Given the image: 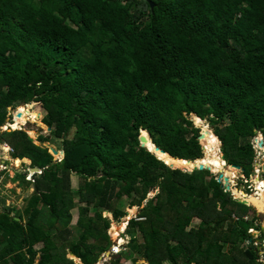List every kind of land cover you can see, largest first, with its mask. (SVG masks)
Instances as JSON below:
<instances>
[{"label":"trees","instance_id":"obj_1","mask_svg":"<svg viewBox=\"0 0 264 264\" xmlns=\"http://www.w3.org/2000/svg\"><path fill=\"white\" fill-rule=\"evenodd\" d=\"M152 1L0 0V129L11 109L30 103L51 128L40 145L25 129L0 134L13 159L42 172H32L34 182L13 177L34 193L15 214L21 222L7 215L11 207L0 214V264H76L68 250L99 264L114 246L103 213L127 217L124 197L142 212L129 223L127 251L110 264H261L250 231L263 230L257 217L246 220L250 208L210 171L171 169L139 136L147 131L155 147L194 163L205 151L193 119L208 121L227 165L244 169L246 181L255 176L264 0ZM205 135L216 155L217 138ZM53 139L61 161L42 145ZM196 218L202 226L189 230Z\"/></svg>","mask_w":264,"mask_h":264},{"label":"rangeland","instance_id":"obj_2","mask_svg":"<svg viewBox=\"0 0 264 264\" xmlns=\"http://www.w3.org/2000/svg\"><path fill=\"white\" fill-rule=\"evenodd\" d=\"M22 107L20 110L19 108ZM14 110V111H12ZM20 112L22 114V118L18 119L17 113ZM10 116L11 118H9L6 122L5 129L11 128V125L14 123V119H16L17 124H15L13 126V129H25L29 132H31V137H33V140L36 142L37 145H40L41 143L38 142V137L40 135L43 136H49L51 134V131H49V128L43 121L44 118L46 117L44 111H42L41 109V105L39 103H30L27 105H23V106H19V107H15V109H11L10 110ZM16 116V118H15ZM198 123V128L202 129V133L204 134V132H207V134L210 133L213 136H216L214 134V131L210 125L206 126L205 123L200 122L199 120L196 121V124ZM203 124L206 126V128H208V131H204L203 128ZM3 132V129H0V134ZM258 138H256L253 142L255 144V150H256V154H257V160L255 163V176L250 180V181H246V177L244 176L245 173H243L242 171H238L231 168V166L229 167L227 164V169L225 168V171H217L213 170L212 173L216 174V177L220 176H224L223 181L225 180V178H228L230 180V186L232 187V195L235 196V200L241 198L242 200L248 201V203L250 205H252V197H256L257 199H262L263 195H264V147L262 148L260 146V141H264V136L261 135V133H258ZM217 137V136H216ZM209 139L211 140V136L209 137ZM219 140V158L222 160L223 162V158L224 155L222 153V143L220 141L219 138H217ZM44 147L49 149V152L52 154L51 149H55L58 152L62 151V142L59 139H53L51 140V142L49 143H44L42 144ZM2 144H0V214L1 212H3L4 209L11 207L13 209L12 213H7V215L9 217H14L15 219V214H17V212L22 211L25 207H26V203H27V199L34 193V187L29 186V187H25L22 181V178L19 177V180H14L13 177L15 176L14 172L12 171V169H18V172L20 171V169L23 170V173H26V171H28L26 173V177H30L31 176V170H27V167L30 165L31 162L28 163H21L18 160H15L12 158L11 155V151H8L5 149V146H3ZM207 149V147H206ZM207 151V150H206ZM53 155V154H52ZM210 156H213L212 154H209L208 151L205 152V161L209 158H212ZM54 157V161H61L63 159V155L62 154H58V155H53ZM2 160H7V162H9V168H7L5 165L3 166L1 164ZM204 161V162H205ZM225 163V162H224ZM23 165V166H22ZM30 167V166H29ZM3 171H7V174H3ZM183 171V170H181ZM234 171V173H236V177H234L235 181L233 182V178L229 175V172ZM228 173V174H227ZM233 173V172H232ZM2 174V175H1ZM28 174V175H27ZM74 177H72V188L76 191L80 185V179L77 175H73ZM25 177V179L27 181H29L27 178ZM231 177V178H230ZM238 177V178H237ZM249 184V185H247ZM249 186V187H248ZM258 186H261L262 188L260 190H258ZM242 193V194H241ZM160 194V191H156L154 193H152L149 197V200L154 199L156 196H158ZM244 196L249 197V199H245ZM76 200H78V198H76ZM124 204H125V209L127 211V213L130 212V210L132 209V207H130L131 204V200H129L127 197L123 198ZM77 202V201H76ZM146 204H148V202H146ZM79 205V204H77ZM146 206V205H145ZM144 206V207H145ZM250 208L248 217H247V221L252 222L254 221V219L257 217L258 221H256L255 226H262V232L258 231L257 228H255V232L252 234L254 240H256L260 245H264V213H260L256 207L253 206H247ZM135 210H137V213H135ZM142 212V209L139 207H135V209L129 214V217L131 220L135 219L136 217H138V214ZM72 215H73V220L71 225L75 226L77 224L78 218H79V207L76 206L72 211H71ZM11 214V216H10ZM103 217L106 219L110 220L111 223V231L113 233V237H114V246H121V242H123L122 240H124L126 243L125 247H128V244L131 241V238H123L126 235V231L124 232H116L115 231V226L117 228L122 227L123 224L127 223V220L129 217H125L121 220V223L117 220L114 219L112 213L110 216H108L105 212L103 213ZM133 217V218H132ZM130 220V221H131ZM128 224V223H127ZM203 222L196 218L194 219L191 227L189 230L193 229V228H198L200 226H202ZM128 229V228H127ZM76 234H78V232H76ZM122 235V236H121ZM118 239V240H117ZM91 243L93 242V240L90 241ZM113 246V247H114ZM41 245H37L36 248H40ZM246 249L249 247V243L245 246ZM69 251V250H68ZM259 251V256H260V250L258 248ZM130 252V251H129ZM127 254V253H126ZM67 257L69 259H73V257L67 255ZM114 258V255H111V257H109L108 255L106 256V258L103 260L102 264H110L112 263ZM75 261V260H74ZM124 261L129 262V264H132V261L130 260V258H125ZM144 261H139L137 264H142ZM125 264V263H124Z\"/></svg>","mask_w":264,"mask_h":264},{"label":"water","instance_id":"obj_3","mask_svg":"<svg viewBox=\"0 0 264 264\" xmlns=\"http://www.w3.org/2000/svg\"><path fill=\"white\" fill-rule=\"evenodd\" d=\"M147 2H148L149 5L151 6V8H154V7H155V4L153 3L152 0H147ZM21 115H22V114H21L20 112L17 113V116H18V117H21ZM196 119H198V118L193 119V121H194V123H195V126L198 127L199 125L196 124ZM199 120H201V119H199ZM201 121H202V120H201ZM6 122H7V121H6ZM202 122H204V121H202ZM204 123H205L206 126H209V127H210V125H211V123L208 122V121H205ZM4 127H5V126H4ZM1 129H3V132L6 131V130H8V131L16 130V129L8 128V127H7V129H5V128H3V127H2ZM49 131H51V128H49ZM143 133H146V134L144 135ZM210 134H211V133H210ZM29 137H30L31 140H33V137H31L30 135H29ZM139 139H140V144H141V147H142V148H145L147 151L151 152V154L155 155L160 161H162V162H164L165 164H167V165H168L171 169H173V170H183L184 172H186V173H190V174H192V173H194V172H199V171H200V172H203V171H210V172H212V171H213V168H212V167H209V166H207V165L204 164V160H200V161H197V162H194V163H193V162H190V161L179 160V159H176V158L172 157L171 155H169V154L166 153L165 151L161 150L160 148L155 147L154 144H153V142H152V139H151V137H150V134H149L147 131L142 130V131L140 132ZM149 141L152 142V145L154 146V151H155V152H152V150L147 146V143H148ZM200 141H201V144H202V146H203V148H204V151L207 152V151H206V135H205V132H204V134H202V136H201V138H200ZM260 146H261L262 148L264 147V141H260ZM51 151H52V154H53V155H58L59 153H61L62 155H64V153H63L62 151H61V152H58L57 150H55V149H53V148L51 149ZM159 154H160L161 156H168V157H169L172 161H174V162L179 161V162H184V163L192 164V165H194V168H193V169H190V168H189V169L178 168V166H177L175 163H173V164H169L168 160H167V159H163V158H161ZM223 162H225V157L223 158ZM1 164H2L3 166L5 165L7 168H9V165L7 164V162H6L5 160L1 161ZM225 164H226V162H225ZM231 168H232V169H235V170H238V171H242L243 173H245V170L242 169V168L239 167V166H231ZM21 170H22V169H20V171L17 172V173H18V174H21V173H22ZM30 170H31V173L34 172V174H36V173L41 174V173H42V172L40 171L39 168H31ZM212 174H213L214 177H216V174H214V173H212ZM216 178L218 179L219 183H221V184L224 183V188L226 189V192H227V193L232 192V187L230 186V180H229L228 178H225L224 181H223L224 176H220V178H219V177H216ZM234 197H235V196H234ZM236 201L240 202L241 204H243V205H245V206H250L249 203H248V201L242 200L241 198L236 199ZM105 213H108V214H109L110 212L105 211ZM129 214H130V213H127V217H129ZM140 214H141V212L138 214V216H139ZM10 216H11V214H10ZM121 220H122V219H121ZM121 220L119 221L120 223H121ZM15 221H17V222H21V219L18 218V217H15ZM111 232H112V231H111ZM112 236H113V233H112ZM113 238H114V237H113ZM113 241H114V239H113ZM68 253H69V256L73 257L74 260L77 259L71 250H69ZM111 255H112L111 253H108V256H109V257H111ZM102 262H103V259H100V263H99V264H102ZM76 264H82V263H78L77 260H76Z\"/></svg>","mask_w":264,"mask_h":264},{"label":"bare ground","instance_id":"obj_4","mask_svg":"<svg viewBox=\"0 0 264 264\" xmlns=\"http://www.w3.org/2000/svg\"><path fill=\"white\" fill-rule=\"evenodd\" d=\"M22 118V115H21V117H18V119H21ZM196 121H197V119H196ZM198 124V123H197ZM208 129V128H207ZM213 134V133H212ZM212 134H210V136H211V138H212ZM29 135H31V132H29ZM145 135V134H144ZM216 137V136H215ZM217 138V137H216ZM218 140V139H217ZM218 142H219V140H218ZM3 146H5V149L6 150H8V151H10V149H9V147L7 146V145H3ZM2 146V147H3ZM147 146L152 150V152H155L154 151V146L152 145V142L151 143H147ZM219 146V145H218ZM160 155V154H159ZM160 157L162 158V156L160 155ZM212 158H211V162L210 163H208V164H210L211 166H212V168L214 169V170H216V171H225V168L227 167V165L224 163V162H222V158L220 159L219 157V150L217 151V154L216 155H213V156H211ZM164 159V158H163ZM167 160H168V162H171L170 164H173V163H175L178 167H181V168H185V169H193L194 168V165H192V164H189V163H184V162H179V161H177V162H174V161H172L171 159H168L167 158ZM18 161H20V160H18ZM205 161V160H204ZM21 162V161H20ZM22 163V162H21ZM204 164L206 165V161L204 162ZM227 169V168H226ZM227 172H229V171H227ZM228 174V173H227ZM229 175L233 178L232 180H233V182L235 181V179H234V177H236V173H232V172H229ZM230 177V178H231ZM238 178V177H237ZM262 187L261 186H258V190H260ZM242 194V193H241ZM243 197L245 198V199H249V197L250 196H248V197H246V196H244L243 195ZM252 202V205L251 206H253V207H256V209L260 212V213H264V195H263V197H262V199H257L256 197H252V200H251ZM135 208H132L130 211H133ZM135 213H137V210H135ZM133 218V217H132ZM131 219H130V217L128 218V220H127V223L130 221ZM127 223H125V224H123L122 225V227L120 228V230H119V228H117L116 226H115V231L116 232H124V231H126L127 230V228H128V224ZM118 240V239H117ZM125 240V239H124ZM124 240H122L123 242H121V245L123 246V245H125V241Z\"/></svg>","mask_w":264,"mask_h":264},{"label":"built area","instance_id":"obj_5","mask_svg":"<svg viewBox=\"0 0 264 264\" xmlns=\"http://www.w3.org/2000/svg\"><path fill=\"white\" fill-rule=\"evenodd\" d=\"M28 180L34 182L33 178L30 176L27 178ZM255 231L254 230H251L250 231V234H253ZM254 241H251V242H247L246 245L249 243V246L253 243ZM255 245L257 247H260V244L258 242L255 243ZM260 259H259V262L261 264H264V248H260ZM126 250L124 249V247L122 246H114L113 249H112V255L114 256H120L122 255L123 253H125ZM106 258V256H104V259Z\"/></svg>","mask_w":264,"mask_h":264},{"label":"clouds","instance_id":"obj_6","mask_svg":"<svg viewBox=\"0 0 264 264\" xmlns=\"http://www.w3.org/2000/svg\"><path fill=\"white\" fill-rule=\"evenodd\" d=\"M194 119H195V118H194ZM202 121H203V120H202ZM204 122H205V121H204ZM16 130H17V129H16ZM19 130H20V129H19ZM5 145H6V144H5ZM7 146H8V145H7ZM8 147H9V146H8ZM9 149H10V151H12V149H11L10 147H9ZM15 160H16V159H15ZM7 164L9 165V162H7ZM226 164H227V163H226ZM22 166H23V165H22ZM229 167H230V166H229ZM13 169H14V168H13ZM30 169H31V167L28 166V167H27V170H30ZM14 170H15V169H14ZM21 171L23 172V170H21ZM15 172L17 173L18 171L15 170ZM27 172H28V171H26V173H27ZM26 173H25V174H26ZM37 174H38V173H37ZM27 175H28V174H27ZM33 175H34V174L32 173V174H31V177H32V178H33ZM26 178H27V177H26ZM29 181H30V180H29ZM234 198H235V197H234ZM137 218H138V217H136L135 219H137ZM131 221H132V220H131ZM131 221L128 222V226H129V223H130ZM254 230H255V229H254ZM251 235H252V234H251ZM123 238H125V236H124ZM123 238H122V239H123ZM125 245H126V244H125ZM128 245H129V244H128ZM121 246H122V245H121ZM255 246H256V245H255ZM122 247H124V249L127 251V248H126L125 246H122ZM256 247H257V246H256ZM258 248H259V249H260V248H264V245L261 244L260 247H258ZM109 253L112 254V250H111V252H109ZM68 255H69V253H68ZM107 255H108V254H107ZM107 255H105V256H107ZM120 256H121V255H120ZM75 257H76V256H75ZM114 257H118V256H114ZM76 258H77V257H76ZM101 259L104 260V256H103ZM71 260L74 261V259H71ZM76 260L81 261L80 259L77 258V259H75V263H76ZM99 263H100V262H99ZM82 264H83V263H82Z\"/></svg>","mask_w":264,"mask_h":264},{"label":"crops","instance_id":"obj_7","mask_svg":"<svg viewBox=\"0 0 264 264\" xmlns=\"http://www.w3.org/2000/svg\"><path fill=\"white\" fill-rule=\"evenodd\" d=\"M2 161H3V160H2ZM5 161L7 162V160H5ZM29 166H30V165H29ZM32 168H34V167H32ZM36 168H37V167H36ZM15 170L18 171V169H15ZM15 170L12 169V171L16 174ZM40 171H41V170H40ZM15 174H14V175H15ZM21 174H22V173H21ZM38 174H39V173H38ZM72 177H74V176H72ZM31 182H32V181H31ZM71 184H72V179H71ZM72 231H73V238H75L76 235H77V234H76L77 231H76L74 228H72ZM121 236H122V235H121ZM73 238H71V239H73ZM122 238H123V237H122ZM113 239H114V238H113V236H112V240H113ZM113 243H114V242H113ZM114 244H115V243H114ZM123 246H125V245H123ZM77 262H78V263H82V262L79 261V260H77ZM129 262H130V261H129ZM129 262H127V261H123V264H124V263H125V264H129ZM144 263H145V264H148V263L145 262V261H144ZM132 264H133V263H132Z\"/></svg>","mask_w":264,"mask_h":264}]
</instances>
